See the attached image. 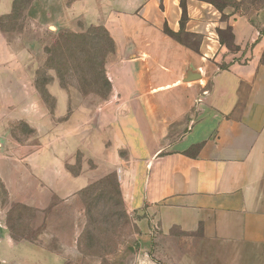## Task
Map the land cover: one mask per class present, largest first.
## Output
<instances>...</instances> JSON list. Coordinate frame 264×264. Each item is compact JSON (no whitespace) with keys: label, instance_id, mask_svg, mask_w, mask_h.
Instances as JSON below:
<instances>
[{"label":"crops","instance_id":"0c3cea01","mask_svg":"<svg viewBox=\"0 0 264 264\" xmlns=\"http://www.w3.org/2000/svg\"><path fill=\"white\" fill-rule=\"evenodd\" d=\"M233 1L184 0L181 29V0H29L32 28L101 27L112 39L109 100L91 120L58 85L51 110L10 100L11 67L36 40L3 29L18 0H0V264H57L48 213L89 184L91 155L116 172L149 251L177 230L203 253L177 264H264V0ZM16 120L35 131L33 149L7 143ZM15 207L41 214L34 231L10 228Z\"/></svg>","mask_w":264,"mask_h":264},{"label":"rangeland","instance_id":"374dc122","mask_svg":"<svg viewBox=\"0 0 264 264\" xmlns=\"http://www.w3.org/2000/svg\"><path fill=\"white\" fill-rule=\"evenodd\" d=\"M28 1L18 0L16 11L3 21L4 30H20L26 38L36 40L30 45L31 57H26L24 65L11 67L10 100L14 104L39 100L51 110L55 97L50 87L58 85L73 102L70 109L89 106L92 120L96 107L110 96L105 67L111 57V42L101 27H81L76 32L32 28L22 12ZM215 1L220 6L229 2ZM180 39L183 40L181 36ZM2 82H7V78L3 77ZM21 85L27 86L24 92ZM10 131L9 146L31 150L36 145V133L28 124L16 120L10 124ZM75 161L72 172L77 176L83 161L81 152L75 154ZM84 168L89 170V184L66 200L57 201L55 210L52 207L51 214L48 213L52 237H47L44 245L52 250L53 257L57 256V264H177L186 253L203 257L195 238L177 230L173 231L171 242L162 244L158 234L155 248L146 249L136 218L121 201L116 172L104 170L103 163L92 155L84 160ZM0 196L5 197L1 189ZM16 207L11 211L16 220H10V228L34 231L32 227L40 222L41 214Z\"/></svg>","mask_w":264,"mask_h":264},{"label":"trees","instance_id":"16d2710c","mask_svg":"<svg viewBox=\"0 0 264 264\" xmlns=\"http://www.w3.org/2000/svg\"><path fill=\"white\" fill-rule=\"evenodd\" d=\"M229 2L227 4H224V5H219L218 2H216L215 0H208V3H210L211 5H213L215 8H217L219 11H222V9L228 5H232L231 3H234L233 5H235V2L233 0H228ZM180 6H181V9H182V16H181V20H180V24H181V29H182V26L184 25L185 23V20H186V13H185V7H184V0H181V3H180ZM104 30V29H103ZM105 31V30H104ZM109 41L111 42V45H112V51H113V41L112 39L110 38V36L107 34V32L105 31ZM168 34L173 37L174 39H176L177 41H180V33H177V34H174V33H171V32H168ZM111 51V52H112ZM109 52V53H111Z\"/></svg>","mask_w":264,"mask_h":264}]
</instances>
